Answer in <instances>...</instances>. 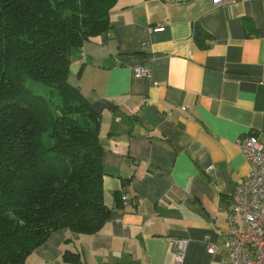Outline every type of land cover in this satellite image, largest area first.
<instances>
[{
	"label": "crops",
	"instance_id": "obj_1",
	"mask_svg": "<svg viewBox=\"0 0 264 264\" xmlns=\"http://www.w3.org/2000/svg\"><path fill=\"white\" fill-rule=\"evenodd\" d=\"M110 20L73 47L69 79L102 115L112 218L94 233L53 232L27 261L78 264L70 251L87 264H221L205 236L224 240L233 190L250 173L238 139L264 142V0H116ZM177 239L187 240L181 263Z\"/></svg>",
	"mask_w": 264,
	"mask_h": 264
},
{
	"label": "trees",
	"instance_id": "obj_2",
	"mask_svg": "<svg viewBox=\"0 0 264 264\" xmlns=\"http://www.w3.org/2000/svg\"><path fill=\"white\" fill-rule=\"evenodd\" d=\"M115 2L0 0V264H29L53 232L94 233L112 218L102 115L69 76L73 47L111 28Z\"/></svg>",
	"mask_w": 264,
	"mask_h": 264
},
{
	"label": "built area",
	"instance_id": "obj_3",
	"mask_svg": "<svg viewBox=\"0 0 264 264\" xmlns=\"http://www.w3.org/2000/svg\"><path fill=\"white\" fill-rule=\"evenodd\" d=\"M212 1L228 5L254 0ZM135 71L145 76L151 73L150 67L142 64L136 65ZM238 144L251 166L250 173L233 190L228 224L222 233L224 240L213 242L207 234L205 242L209 253H224L221 264H264V142L257 133H250L240 137ZM130 197L129 193H124L123 203L128 204ZM186 246V239L175 240L174 253L179 263L184 259Z\"/></svg>",
	"mask_w": 264,
	"mask_h": 264
},
{
	"label": "rangeland",
	"instance_id": "obj_4",
	"mask_svg": "<svg viewBox=\"0 0 264 264\" xmlns=\"http://www.w3.org/2000/svg\"><path fill=\"white\" fill-rule=\"evenodd\" d=\"M71 79L74 81V79H75L74 76H72ZM29 84H30V85H33V86H38V84H36V82H34V81H32V80L29 81ZM39 85H40V84H39Z\"/></svg>",
	"mask_w": 264,
	"mask_h": 264
}]
</instances>
